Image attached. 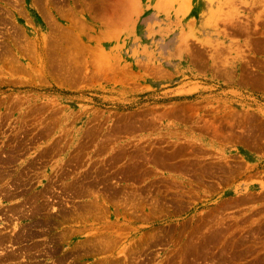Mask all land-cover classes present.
<instances>
[{
  "label": "rangeland",
  "instance_id": "1",
  "mask_svg": "<svg viewBox=\"0 0 264 264\" xmlns=\"http://www.w3.org/2000/svg\"><path fill=\"white\" fill-rule=\"evenodd\" d=\"M0 264H264V0H0Z\"/></svg>",
  "mask_w": 264,
  "mask_h": 264
},
{
  "label": "bare ground",
  "instance_id": "2",
  "mask_svg": "<svg viewBox=\"0 0 264 264\" xmlns=\"http://www.w3.org/2000/svg\"><path fill=\"white\" fill-rule=\"evenodd\" d=\"M11 253V252H10Z\"/></svg>",
  "mask_w": 264,
  "mask_h": 264
}]
</instances>
